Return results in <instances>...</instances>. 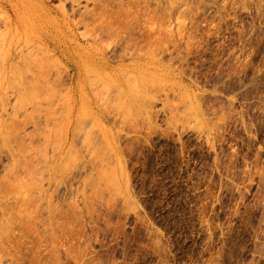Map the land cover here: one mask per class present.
<instances>
[{
    "label": "rangeland",
    "instance_id": "rangeland-1",
    "mask_svg": "<svg viewBox=\"0 0 264 264\" xmlns=\"http://www.w3.org/2000/svg\"><path fill=\"white\" fill-rule=\"evenodd\" d=\"M0 88V264H264V0H0Z\"/></svg>",
    "mask_w": 264,
    "mask_h": 264
},
{
    "label": "bare ground",
    "instance_id": "bare-ground-1",
    "mask_svg": "<svg viewBox=\"0 0 264 264\" xmlns=\"http://www.w3.org/2000/svg\"><path fill=\"white\" fill-rule=\"evenodd\" d=\"M10 51V50H9ZM10 53V52H9ZM11 53H12V51H11ZM10 53V55H9V58H12V54ZM7 69V68H6ZM5 69V70H6ZM4 70V71H5ZM83 98V97H82ZM89 100V99H88ZM6 103H8V94H7V92H2V89L0 88V104L2 105V107L3 108H5L6 107ZM36 105V104H35ZM34 104H32V106H35ZM82 109H83V104H82ZM5 110V109H4ZM84 110V109H83ZM79 116V115H78ZM76 117H77V115H76ZM78 118V117H77ZM33 124L34 125H36V129H38V124H37V122L36 121H34L33 120ZM8 128V127H7ZM10 128V127H9ZM13 129H12V133L15 135L16 133H20V130H21V127H19V125L18 126H13L12 127ZM2 132H3V130H2ZM7 132H9V131H7ZM17 134V135H18ZM20 152V151H19ZM17 155H15L14 156V158L16 157ZM20 156V155H19ZM16 165H17V169H19V166H21V164H19V159H17L16 158ZM114 173H116V171H114ZM108 175H110L109 177H110V180L111 181H115V178H114V176H113V174L110 172ZM17 176H19V175H17Z\"/></svg>",
    "mask_w": 264,
    "mask_h": 264
}]
</instances>
